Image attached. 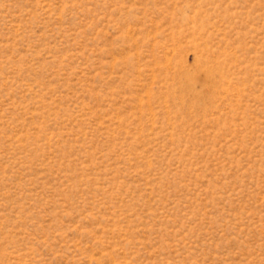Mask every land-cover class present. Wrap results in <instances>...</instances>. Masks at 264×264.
Here are the masks:
<instances>
[{
	"label": "rangeland",
	"instance_id": "1",
	"mask_svg": "<svg viewBox=\"0 0 264 264\" xmlns=\"http://www.w3.org/2000/svg\"><path fill=\"white\" fill-rule=\"evenodd\" d=\"M0 264H264V0H0Z\"/></svg>",
	"mask_w": 264,
	"mask_h": 264
}]
</instances>
